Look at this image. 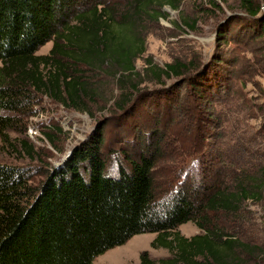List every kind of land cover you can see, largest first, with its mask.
<instances>
[{
    "label": "trees",
    "instance_id": "16d2710c",
    "mask_svg": "<svg viewBox=\"0 0 264 264\" xmlns=\"http://www.w3.org/2000/svg\"><path fill=\"white\" fill-rule=\"evenodd\" d=\"M239 1L244 16L226 18L216 40L250 52L249 43L264 33V0ZM180 2L128 0L125 7H110L107 0H0V113L32 117L39 95L67 109L88 112L94 96L75 72L79 67L115 77L120 95L114 107L124 112L136 91L131 85L137 76L135 61L145 52L136 32L139 22L166 18L161 8L177 10ZM210 4L218 8L213 1ZM185 24L193 29L195 22ZM47 43H52L49 53L37 55ZM244 58L228 59L215 50L198 67L175 60L151 71L157 83L175 79L178 85L187 84L196 97L215 100L227 94L228 99L231 93L238 98L233 75L238 65L264 73L263 65L257 62L252 67ZM241 81L242 88L249 82ZM146 94L139 92L134 98L141 101ZM177 96V91L172 93L173 104L182 101ZM263 107L264 101L249 106L248 112L264 117ZM11 127L12 119L0 115V129ZM262 128L249 139L234 136L231 147L236 148L218 155L219 168L213 169L219 164L216 156L211 170L205 167L201 177H190L188 184L184 181L162 197L154 187L161 157L157 145L161 139L155 132L150 134L158 140L155 146L135 147L132 157L118 152L109 169L104 138L97 130L60 166L47 171L38 186L31 185L30 169L0 164V264H93L109 250L147 233L156 235L151 248L167 250L170 256L153 261L143 252L139 264H249L240 254L250 257L263 251L236 235L213 231L207 218L217 213L235 216L244 203L261 201L264 165L258 168L263 169L260 178L248 173L254 169ZM20 147L32 154L25 141ZM189 222L202 234L183 237L178 227Z\"/></svg>",
    "mask_w": 264,
    "mask_h": 264
},
{
    "label": "rangeland",
    "instance_id": "374dc122",
    "mask_svg": "<svg viewBox=\"0 0 264 264\" xmlns=\"http://www.w3.org/2000/svg\"><path fill=\"white\" fill-rule=\"evenodd\" d=\"M107 1L110 7L115 4L125 7L128 2ZM160 11L166 13V18H144L136 29L145 52L135 61L137 76L131 78V85L136 86V91L132 94L133 102L127 104L124 112H118L114 107L120 95L115 77L97 70L73 68L86 80L93 93L94 101L88 103V112L67 109L48 96L39 95L32 117L0 113L9 116L15 124L8 130L0 129V164L30 169L34 174L31 185L38 186L47 171L60 166L69 152L97 130L104 138L102 149L109 169L115 165L114 157L118 152L125 151L132 157L135 147L155 146L158 140L150 135L155 132L161 139L157 143L161 157L154 170V187L155 193L162 197L170 195L185 182L188 184L190 177H201L205 167L211 170L216 156L219 164L213 169L219 168V156L235 150L236 147H231L235 137L249 139L252 133L260 130L264 126V117L252 115L248 107L264 101L263 72L252 73L251 68L242 63L238 70L234 68L236 80L232 76L240 96L233 97L230 93L227 99V94H221L215 100H207L204 96H194L187 84L174 83L175 79L162 78L161 83H157L156 74L151 71L153 67L162 69L175 60L191 62L198 67L205 58L210 59L215 50L228 59L243 55L252 67L257 62L264 66V33L249 43L250 52L234 43L217 44L216 33L222 23L226 24L225 19L244 16L240 1L181 0L177 10L163 6ZM186 22H195L193 29L187 27ZM51 47L52 43H47L37 55H47ZM243 78L249 82L242 88ZM176 91L182 101L173 104L171 96ZM139 92H147L141 101L134 98ZM260 135L257 159L252 162L254 169L250 167L248 173L256 174V178H260L263 170H259V166L264 165V130ZM20 141L32 147L30 156L20 147ZM119 157L121 161L122 156ZM261 197L259 202L244 203L238 215L217 213L207 218L213 231L236 235L243 243L263 251V254L250 257L240 254L250 261L249 264H264V191ZM178 231L185 238L202 234L193 222L181 225ZM155 236L151 233L135 236L123 246L97 257L93 264H139L143 252H147L153 261L169 257L167 250L151 248Z\"/></svg>",
    "mask_w": 264,
    "mask_h": 264
},
{
    "label": "water",
    "instance_id": "95a60500",
    "mask_svg": "<svg viewBox=\"0 0 264 264\" xmlns=\"http://www.w3.org/2000/svg\"><path fill=\"white\" fill-rule=\"evenodd\" d=\"M71 154V152H69L67 155H66V157L64 158V161L69 157V155ZM63 161V162H64Z\"/></svg>",
    "mask_w": 264,
    "mask_h": 264
},
{
    "label": "built area",
    "instance_id": "2783aa9c",
    "mask_svg": "<svg viewBox=\"0 0 264 264\" xmlns=\"http://www.w3.org/2000/svg\"><path fill=\"white\" fill-rule=\"evenodd\" d=\"M32 129V128H31Z\"/></svg>",
    "mask_w": 264,
    "mask_h": 264
}]
</instances>
